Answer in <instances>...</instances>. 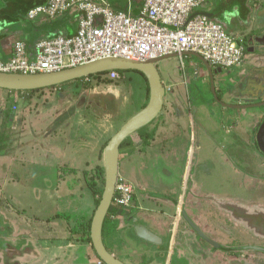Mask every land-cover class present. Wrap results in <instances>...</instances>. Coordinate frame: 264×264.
<instances>
[{"label": "crops", "instance_id": "obj_1", "mask_svg": "<svg viewBox=\"0 0 264 264\" xmlns=\"http://www.w3.org/2000/svg\"><path fill=\"white\" fill-rule=\"evenodd\" d=\"M46 1L27 0V3L22 5L13 4L11 6L13 9L10 10V6L8 4L6 6L4 1L0 0V62L7 61L11 57L13 46L18 41L26 43L28 55L32 58L36 54L34 46L37 41L75 34L80 18V13L75 11H69L53 19L41 16L31 21L26 18L25 13L28 7L43 5ZM107 1L114 9H123L125 6V0ZM139 5L140 1L135 0L133 5L135 15ZM198 12L221 23L228 34L244 40L248 48L249 55L246 64L243 63L237 68H232L234 74L231 77L223 74V70H221V75L215 77L217 90L224 87L223 79L226 77L233 85L229 91L222 89V101L229 102L234 97V86H243L246 79L264 82V0H246L244 4L241 0H206ZM253 37L255 41H252ZM251 50L253 52H250ZM178 60L177 63L176 59L172 58L157 64L160 67L158 70L166 89L162 112L158 118L127 139V145L123 148V155L120 159L119 175L133 184L136 190L149 189L146 180L141 178L140 174L143 172L149 173L152 184L158 188L157 192H154L155 194L147 195L141 200L139 198L140 203H145L147 199L152 200L153 195L160 196L158 198L160 200L167 199L168 196L178 197V187H175L177 181L173 177L179 176L180 172L173 169L172 160L177 153L180 154L184 149L187 150V143L191 141L197 143L198 146H201L198 147L200 151L206 147L209 149L208 155L218 160L215 145L212 142L222 141L230 134L238 140L248 139L253 130L259 126L258 117L249 115L247 122L236 124L233 129L230 128V121L222 119L219 115L220 108L204 97L205 85L200 84L197 90L190 89L192 74L186 70L184 60L181 61L180 58ZM205 75L203 73V76ZM120 76V80L110 81V84L97 81L100 88H105V92L103 91L102 94H112L117 102L121 99H128L121 83V80L124 79L123 74L120 73ZM52 91L62 92L63 85L46 88L39 92L16 93L10 96L12 98L11 107L5 108V105H0V133L3 130L6 132V140L0 145V166L5 165L7 171L10 168H17L28 175L39 174L43 178L41 184L30 188L21 184L22 175L15 174V179H13L6 172L7 182L5 184L10 187L8 186V189L0 184V191L1 195L4 192L7 193L8 201L5 204L1 202V205L6 209L9 208L5 210L9 217L5 216L7 220L3 218V212H0V217L6 221L5 223H9L11 228V233L3 239L9 237L11 241H5L6 249L0 243V264H98L99 262L86 235L88 223L96 208L97 197L94 196L93 183H97L96 177L100 176V170L103 173V150L107 142L125 122L113 132L107 115L109 104L106 103L102 107L104 102L88 100L81 110L78 108V103L73 104L70 101L77 92L75 90L69 96L64 95L65 97L61 98L58 106L50 109L48 114L42 117L39 114L35 124L30 122L29 114L20 113L22 103L28 105L31 101L40 100L43 96L47 98L48 94H52ZM5 94L8 96L6 91L0 92V96ZM148 94L147 83V100ZM193 97L197 102L195 105L190 101ZM203 101L205 103H202ZM99 105L102 112L97 113L92 107L100 108ZM13 106L16 107L15 111H12ZM30 106L31 104H29ZM90 110L93 112L92 114L89 113ZM86 111L89 116L85 117ZM7 115L8 117H6ZM27 124L29 125L27 126ZM16 132L17 134H15ZM29 135H36L38 142L35 141V145L32 143V145L25 146L24 142L28 140L24 139ZM38 154L40 157L38 163L32 162L31 157ZM92 155L95 156L96 161L94 165L90 166L89 161ZM186 163L188 162L186 161ZM31 166L33 170L25 172L26 168H31ZM92 168V172L89 173L88 169ZM229 173L226 174L229 177L226 179L222 178L221 174L224 181L223 190L233 184L234 174ZM236 174L237 177H240L239 173ZM73 175L80 177L81 188H73L71 183H67L65 180L68 176ZM250 182L253 183L251 180L243 178L238 184H246V186H242L245 188ZM61 183H65L66 188L71 185L70 192L64 190L67 194L65 197L68 199L75 197L77 191L89 189L93 196L92 210L83 212L78 220L72 219V216L64 212L47 217L45 215L46 205L53 206L60 199L59 185ZM11 184L20 189L19 194L15 193ZM193 184L198 195L205 193L216 199H249V202L252 203L250 206L254 205L256 214L261 210L264 211V202L262 201L261 205L257 204L258 199L249 196L247 191L240 190L241 192L233 194L229 190L213 192L206 191L205 187L194 182ZM95 187L97 188V186ZM261 200H264V197ZM12 204L25 209L22 215L16 212ZM209 205L219 208V204L216 202ZM248 209L249 211L253 210L251 207ZM119 211L120 209L117 208L110 210L103 229L104 244L115 257V249L117 245L120 246L119 221L116 219L120 215ZM110 215H115V220L111 219ZM240 222L245 226L244 221L240 219ZM105 238L108 241L107 244ZM3 239L0 238L1 241Z\"/></svg>", "mask_w": 264, "mask_h": 264}, {"label": "flooded vegetation", "instance_id": "obj_2", "mask_svg": "<svg viewBox=\"0 0 264 264\" xmlns=\"http://www.w3.org/2000/svg\"><path fill=\"white\" fill-rule=\"evenodd\" d=\"M252 39L255 41L254 37ZM243 43L245 45L244 40ZM245 47L247 53L248 48L246 45ZM190 72L189 70L188 73ZM191 74L192 82L195 80L196 84L194 89L197 90L200 84L210 87L207 75L203 76L201 71H193ZM218 75L221 74L214 76L215 88L217 87L215 77ZM200 76H202L201 81H199ZM223 80L224 87L220 90L216 89L218 99L222 104H231L229 106L234 107L235 104H255L264 101V82L259 80L258 82L263 84V92L256 95L257 90L261 88L249 87V91L256 97L252 94L239 98L240 91L235 85L234 97L227 103L223 102L222 89L229 91L233 87L227 77ZM111 95L107 93L100 99L110 97L115 104L116 98ZM190 101L194 105L197 104L194 97ZM229 110L223 107L219 115L222 119L230 121L229 125L232 129L234 125L245 122V118L251 114L258 117L260 125L261 114L264 112L261 109L262 112L256 110V113L250 111L249 114L244 115L245 111L233 110L235 113H231ZM257 130L258 128L253 130L248 139L238 140L230 134L222 141L217 140L212 144L215 145L220 168L228 173H234L233 177L237 178V183L243 178L253 182L245 188L242 186L246 184L239 183L235 186L232 184L230 185L232 188L229 187L224 191H253L256 194L254 198L258 199L257 204L261 205V202H264L261 200L264 197V154L260 152L256 142ZM124 144L127 145L126 141ZM198 147L196 156L200 155V152L209 153L206 147H204L206 151H200ZM190 167L188 169L186 167L187 170L183 169V172L176 176L178 177L176 185L180 188L177 198L172 196L163 200L152 198V200L147 199L145 203H140L137 190L132 184L134 196L131 204L120 208V215L116 218L120 228V255L129 259L131 264H264V211L261 210L256 214L254 205L250 206L252 203L249 199H216L205 193L198 195L193 182H190L193 174V168ZM236 173H239L240 177H237ZM259 192H262L260 196H258ZM215 202L219 204V208L209 205ZM248 207L253 210L249 211ZM111 219L115 220V217ZM240 219L245 222V226ZM135 226L146 227L155 234L156 241L149 242L138 238L134 231ZM221 236L226 237L227 240ZM124 258L119 257L118 259L125 264H130Z\"/></svg>", "mask_w": 264, "mask_h": 264}, {"label": "built area", "instance_id": "obj_3", "mask_svg": "<svg viewBox=\"0 0 264 264\" xmlns=\"http://www.w3.org/2000/svg\"><path fill=\"white\" fill-rule=\"evenodd\" d=\"M139 1L135 15V0H125L123 9H114L107 0H47L28 10L26 18L53 19L75 11L80 13L75 34L37 41L32 58L26 43L16 42L11 57L0 62V73L51 74L107 58L138 62L176 54L183 61L185 53L201 56L214 69H232L244 63L243 41L198 12L206 0ZM120 77L115 70L105 73L111 82ZM84 80L89 82L91 77ZM133 196L132 184L119 175L111 209L129 206Z\"/></svg>", "mask_w": 264, "mask_h": 264}, {"label": "rangeland", "instance_id": "obj_4", "mask_svg": "<svg viewBox=\"0 0 264 264\" xmlns=\"http://www.w3.org/2000/svg\"><path fill=\"white\" fill-rule=\"evenodd\" d=\"M238 39L241 41V39L238 37ZM249 54L246 53L245 55V61L244 63H247V56ZM177 63H178V58H175ZM184 65L186 70H189V63L190 60L192 61V63H194L196 60L195 58H184ZM179 65V64H178ZM158 69H160L159 66H157ZM191 71V70H190ZM203 71V68L201 67V72ZM160 73V72H159ZM192 73V71L190 72ZM105 74V73H104ZM123 74V80H121L122 85L125 88V91L127 93L128 99H121L120 101L117 100L115 102V104L113 103L114 101H112V98H106V99H100L102 98L103 95V91H104V87L100 88L98 86V82H101L102 79H94L91 78V80L89 82L82 80V81H78L75 83H66L65 85H63V91L62 92H57L55 93L54 91H52V94H48L49 97L44 98V96L40 99V100H34L33 102L31 101V103H22V107L20 108V113H24V114H29V120L30 122H33V124H35L37 122V116L40 114V116L42 117L43 115L48 114V111L50 109H54L56 106H58V104L61 102V98L65 97L64 95H71V92L75 90V94L73 96L72 99H70V101L73 104H77L78 103V108L83 110L84 108V104L85 102L88 100H96L97 102H104L102 104V107H104V104L108 103L109 104V108L107 110V115H108V120L110 121V124L112 125V129L113 132L115 130H117V128L123 124L124 122H126L129 118H131L133 115H135L136 113H138L142 107H144V105H146V103L148 102V100L146 99V80L143 78V76L137 72H133V71H127V72H123L121 73ZM223 74L228 75L229 77L232 76V74H234V69H227V70H223ZM161 76V75H160ZM104 79L105 76H104ZM202 76H200L199 81H201ZM104 83V82H102ZM195 80L194 82H191L190 85V89H194L195 87ZM206 85V84H205ZM0 92H5L4 90H0ZM105 92V91H104ZM47 96V95H46ZM111 97H113L111 95ZM204 97H206V99H209V101L211 103H213L214 105H216V107L223 109V106L216 102L210 87H208V85H206V92L204 93ZM226 100V99H225ZM36 103V104H35ZM3 104L5 105V108H8L9 106L11 107L12 105V98L9 97L5 94L4 96H0V105ZM20 104V102H19ZM29 104H31V106L29 107ZM100 107V105H99ZM31 108V109H30ZM93 110H96V112H102V108H98L96 106L92 107ZM231 113H235L233 110H229ZM250 111H253L254 113H256V110H246L245 114H249ZM241 112V111H240ZM240 112H236V113H240ZM90 114H92L93 112L90 110L89 111ZM89 113L86 111V113H84L85 117L89 116ZM87 114V115H86ZM253 115V114H251ZM78 117V115H77ZM96 117V115H95ZM2 118V117H1ZM248 118H245V121ZM247 122V121H246ZM2 124V121H1ZM29 124H27L28 126ZM10 126V125H9ZM121 128V127H120ZM5 130H3L0 133V145L2 142H5L6 137H5ZM17 134V132L15 133ZM24 140H28L26 142H24L25 146L28 144L32 143L35 145V141L38 142V139L36 137V135H29L27 138H25ZM125 147V144L122 146V149L120 151V155H123V148ZM197 147L198 144L197 143H193L192 141L190 143H187V150L182 152V153H177L174 158H173V169L175 171L178 172H183V169L185 170L186 167L187 169L193 168V174L191 175L190 178V182H194L195 184H198L199 186L205 187V189H207L206 191H217V192H221L224 191L223 187H224V181L222 178L226 179L229 178L228 176H226V174L228 175L229 173L220 168L219 167V162L218 160H216L215 157L213 156H209L208 154H203L202 152H200L199 156H196L197 153ZM184 155V156H183ZM182 158V159H181ZM218 159V158H217ZM32 162L34 163H38V161L40 160L39 154L38 155H34L33 157H31ZM95 156L92 155L91 156V160L90 162V166L95 164ZM186 161L188 163H186ZM192 161V162H190ZM181 166V167H179ZM27 170L25 172H30L31 170H33L32 166L31 168H26ZM186 169V170H187ZM93 170L92 169H88V172L91 173ZM252 171V169H251ZM6 172L9 175V177H13V179H15V174L18 175H22L23 179L21 184L27 187H37L39 184L42 183V175H28L24 172H21L20 169L17 168H10V170L7 171L5 165L0 166V184L3 185L4 187H10V185H6L5 182L7 177H6ZM177 172V173H178ZM221 174H222V178H221ZM234 174V173H232ZM141 175L142 179H145L146 182L148 183L149 189H145V191H142L140 189L137 190V196L141 199H143L145 196L153 194L154 192H157L158 188H156L153 184H152V179L151 176L149 175L148 172H143ZM177 175V174H176ZM174 175V176H176ZM190 176V175H189ZM6 178V179H5ZM49 178V177H47ZM97 179V183L96 186L98 189H102L103 190V186H104V178L101 176L96 177ZM174 180H178V177H173ZM65 180L67 181V183H71L73 188H81L80 187V177L78 176H68L67 178H65ZM237 178L232 179V183L235 186L236 184H238L236 182ZM65 183H61L59 185V191H60V199L58 201H56L54 203V205L50 206L49 204L46 205V212L45 215H47V217L52 216L55 213H61L64 212L70 216H72V219H79L82 215L83 212H89L92 210L93 208V196L91 191H89V189L85 188L82 191H77V195L73 198H66L65 196L67 195L65 193L64 190H66L67 192H70L71 190H69L71 188L70 187L66 188ZM174 185V184H173ZM8 187V189H9ZM11 187L14 189L16 194L20 193V189L16 188V185L11 184ZM175 187H177V185H175ZM230 188H232L230 186ZM233 190V189H232ZM58 191V192H59ZM180 191V188H177V192ZM231 191V190H230ZM203 192H205L203 190ZM232 192V191H231ZM241 192L240 190H233V193H239ZM262 194V192L258 193V196H260L259 194ZM155 194V193H154ZM249 196L251 197H256V194L251 191L248 192ZM69 195V194H68ZM7 193L4 192L1 196H0V212H3V218H5L7 220V218L9 217L6 213L5 210H8L9 208H5L4 206H2V203H6L8 201L7 199ZM259 198V197H258ZM32 200V199H31ZM68 200V201H67ZM2 202V203H1ZM12 202V201H11ZM10 202V203H11ZM13 208L16 210V212H19L20 215H22L23 211L25 210L24 208L20 207V206H14ZM4 208V209H2ZM43 215V214H41ZM7 216V218L5 217ZM2 217H0V238L3 239V237H6V235H9L11 233V228H10V224L9 223H5L6 221H4L3 219H1ZM3 223H5L3 225ZM77 230V229H76ZM218 236H220V234H218ZM223 237V236H221ZM81 238V237H80ZM226 238V237H223ZM11 241V239H9V237H7V239H3L2 241L0 240V243H5V241ZM224 240V239H222ZM227 240V238L225 239ZM88 243V242H87ZM105 243L107 244L108 241L105 238ZM110 246V245H108ZM116 257H122L123 256L120 255V251H119V245H117L116 247ZM10 253V252H9ZM128 263H130L129 259L124 258ZM131 264V263H130Z\"/></svg>", "mask_w": 264, "mask_h": 264}, {"label": "water", "instance_id": "obj_5", "mask_svg": "<svg viewBox=\"0 0 264 264\" xmlns=\"http://www.w3.org/2000/svg\"><path fill=\"white\" fill-rule=\"evenodd\" d=\"M3 1L6 6L7 4L10 6V10L13 9L11 7L13 4L22 5L27 3V0ZM250 52L253 51L251 50ZM182 56L183 59L195 58L196 61L194 63L191 61L188 69L191 71H201V67L203 68L202 73L208 76L209 86L216 102L220 103L224 108L235 111H261V109L264 111V101L255 104H235L234 107L229 106L231 104H222L218 99L214 83V76L221 74V69H214L206 60L197 54L185 53ZM172 58H179V56L176 54L167 55L138 62L121 58H107L51 74L0 73V90L8 92H31L57 87L76 80L104 74L112 70L120 73L127 71L138 72L146 79L149 91L148 102L138 113L129 118L121 126V128L109 139L103 150L104 186L90 224V240L92 248L102 264H125L108 251L103 241L104 224L111 210L115 185L119 177L121 146L131 135L160 116L164 105L166 89L162 83L157 64L160 61ZM253 86L261 88L257 90L256 95H258L259 92H263V84L261 82L253 79H246L243 86H238V90L240 91L238 97L242 98L252 94L254 95V93L249 91V87ZM256 95H254V97H256ZM261 117L262 121L256 132V142L260 152L264 154V112H262ZM153 198H160V196L153 195ZM189 224L194 228L190 222ZM134 231L136 236L142 240L155 242V239H157L155 234L144 226H135Z\"/></svg>", "mask_w": 264, "mask_h": 264}, {"label": "trees", "instance_id": "obj_6", "mask_svg": "<svg viewBox=\"0 0 264 264\" xmlns=\"http://www.w3.org/2000/svg\"><path fill=\"white\" fill-rule=\"evenodd\" d=\"M242 1V4H244L245 3V1L246 0H241ZM41 5V4H40ZM36 6H39V5H35V6H30V7H28L27 8V11L28 10H30V9H32V8H34V7H36ZM103 76H105V74H102V75H99V76H91V78H94V79H100L101 77H103ZM82 80H84V79H82ZM82 80H76V81H73V82H78V81H82ZM101 82H104L105 84H110V81L109 80H107V79H102V81ZM62 86V85H61ZM52 88H54V87H52ZM43 89H41V90H36V91H31V92H39V91H42ZM7 93H8V96L10 97V96H13L14 94H16V93H21V92H8V91H6ZM31 92H27V93H31ZM6 117H8V115L6 116ZM99 175L101 176V178L103 177V173H102V171L100 170V172H99ZM98 175V176H99ZM93 186H94V196H96L97 198H96V200H95V206L97 207V205H98V203H99V200H100V197H101V194H102V189H97L95 186V182L93 183ZM0 196H1V191H0ZM90 224H91V220L89 221V223H88V226H87V230H86V235H87V239H88V241H90L91 242V240H90ZM1 228V227H0ZM2 246H3V248L4 249H6L7 247H6V242L5 243H2Z\"/></svg>", "mask_w": 264, "mask_h": 264}, {"label": "clouds", "instance_id": "obj_7", "mask_svg": "<svg viewBox=\"0 0 264 264\" xmlns=\"http://www.w3.org/2000/svg\"><path fill=\"white\" fill-rule=\"evenodd\" d=\"M100 261V260H99Z\"/></svg>", "mask_w": 264, "mask_h": 264}]
</instances>
